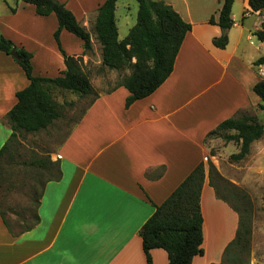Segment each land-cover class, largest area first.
<instances>
[{"label":"crops","instance_id":"obj_1","mask_svg":"<svg viewBox=\"0 0 264 264\" xmlns=\"http://www.w3.org/2000/svg\"><path fill=\"white\" fill-rule=\"evenodd\" d=\"M103 1L70 0L67 7L78 20L80 10L98 8ZM155 1L170 5L191 25L172 73L128 108L124 87L91 100L50 154L48 165L55 173L44 180L36 198L37 222L32 224V219L16 231L0 212V264H147L139 231L155 206L200 163L205 165L210 131L259 107L252 89L264 79L258 73L264 64L254 62L264 56V42L254 33L263 29L264 13L250 10L248 0H234L233 25L221 49L212 42L221 30L208 22L211 16L216 19L220 0ZM11 7L5 3L0 15L1 35L32 53L35 75H60L65 67L54 40L55 16H37L27 3L14 11ZM49 35L55 44H48ZM73 37L65 30L60 33L62 49L86 57L82 42ZM27 85L22 69L0 51V151L12 134L6 114L16 104L15 93ZM200 207L203 255L191 264H221L235 237L238 214L218 198L208 178ZM150 256L152 264L168 263L161 248L152 249Z\"/></svg>","mask_w":264,"mask_h":264},{"label":"trees","instance_id":"obj_2","mask_svg":"<svg viewBox=\"0 0 264 264\" xmlns=\"http://www.w3.org/2000/svg\"><path fill=\"white\" fill-rule=\"evenodd\" d=\"M21 1L33 5L37 16L51 14L55 16L57 29L54 32V39L63 57L65 68L55 77L35 75L31 63L32 53L17 48L12 41L0 35V51L10 57H12L10 52L16 51L18 58L12 59L28 80V85L15 93L16 104L6 114V120L12 130L11 136H15L19 131L36 133L45 130L60 117V106L54 97L55 90L82 97L92 91L80 67L81 56L67 55L59 39L60 33L63 30L67 31L82 42V55H87L92 51L91 33L79 23L65 4L58 0ZM117 1L104 0L100 4L93 23V33L101 46L103 67L131 70L115 86L124 87L129 92L125 100V107L128 108L133 102L151 95L170 76L180 46L191 25L182 20L170 5L162 1L137 0L136 23L129 29L126 37L120 40L115 17ZM233 2L234 0H220L216 19L211 16L208 20L221 30L220 36L212 41L215 47L221 49L226 47L228 31L233 25L231 17ZM248 6L252 11L264 13V0H248ZM254 35L260 42H264V27ZM263 64L264 56L254 62L256 66ZM252 90L261 102L260 109L264 111V79L256 82ZM221 133L227 134L226 141H234L238 145L239 151L232 154L231 159L239 161L248 154L250 145L263 136L264 124L257 122L251 115L239 113L222 121L207 136ZM5 149L6 145L0 151V161ZM204 180L205 168L204 164L200 163L160 205L155 206L153 214L139 231L147 264H152L150 251L156 248L166 252L167 264H191L195 256L203 255L200 195ZM209 183L215 189L210 180ZM217 196L227 202L218 194ZM236 213L238 214L237 211ZM36 222L37 218L34 217L32 224ZM250 236V216L238 214L236 234L225 248L224 258L226 256L233 258L237 251L240 253L248 251Z\"/></svg>","mask_w":264,"mask_h":264},{"label":"rangeland","instance_id":"obj_3","mask_svg":"<svg viewBox=\"0 0 264 264\" xmlns=\"http://www.w3.org/2000/svg\"><path fill=\"white\" fill-rule=\"evenodd\" d=\"M58 1L67 7L70 0ZM5 3L14 6V9L24 4L21 0H1L0 15L5 14ZM93 7L80 10L78 18L79 23L91 33L92 51L84 58L81 56L80 61V67L92 87L91 93L82 97L55 90L54 97L60 106V117L45 130L36 133L16 132L6 143L1 156L0 212L16 231L32 222L39 190L44 180L55 173L54 167L48 165L51 152L58 150L59 144L91 100L115 87L131 72L128 68L115 70L101 65V46L93 33L97 8ZM137 11V0L116 2L115 17L120 40L126 37L129 29L136 23ZM46 38L49 40L48 44L54 43L55 39L51 35ZM259 76L262 77L260 74ZM246 113L264 124V111L257 105L249 108ZM226 135L215 134L205 141L209 153L204 165L205 178L211 181L217 194L238 214L250 216L251 236L248 251H237L233 258L226 256L222 264H264V134L250 145L248 154L239 161L231 159V155L237 153L239 147L234 141H226Z\"/></svg>","mask_w":264,"mask_h":264},{"label":"water","instance_id":"obj_4","mask_svg":"<svg viewBox=\"0 0 264 264\" xmlns=\"http://www.w3.org/2000/svg\"><path fill=\"white\" fill-rule=\"evenodd\" d=\"M10 55H11L13 58H15V59L18 58V55H17V53H16L15 50H12V51L10 52Z\"/></svg>","mask_w":264,"mask_h":264},{"label":"built area","instance_id":"obj_5","mask_svg":"<svg viewBox=\"0 0 264 264\" xmlns=\"http://www.w3.org/2000/svg\"><path fill=\"white\" fill-rule=\"evenodd\" d=\"M258 72H259V74H260L262 77H264V70H261V69H260Z\"/></svg>","mask_w":264,"mask_h":264},{"label":"bare ground","instance_id":"obj_6","mask_svg":"<svg viewBox=\"0 0 264 264\" xmlns=\"http://www.w3.org/2000/svg\"><path fill=\"white\" fill-rule=\"evenodd\" d=\"M225 90H226V89H225ZM219 95H221V93H220ZM222 96H223V94H222Z\"/></svg>","mask_w":264,"mask_h":264}]
</instances>
